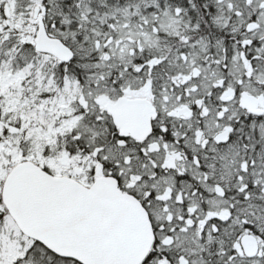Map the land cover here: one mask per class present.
I'll list each match as a JSON object with an SVG mask.
<instances>
[{"label":"snow or ice","instance_id":"snow-or-ice-1","mask_svg":"<svg viewBox=\"0 0 264 264\" xmlns=\"http://www.w3.org/2000/svg\"><path fill=\"white\" fill-rule=\"evenodd\" d=\"M0 264H264V0H0Z\"/></svg>","mask_w":264,"mask_h":264}]
</instances>
